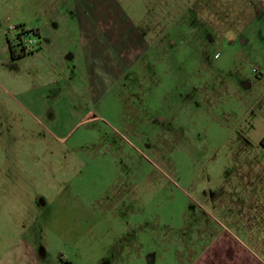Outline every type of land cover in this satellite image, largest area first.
Returning <instances> with one entry per match:
<instances>
[{
  "label": "rangeland",
  "instance_id": "obj_1",
  "mask_svg": "<svg viewBox=\"0 0 264 264\" xmlns=\"http://www.w3.org/2000/svg\"><path fill=\"white\" fill-rule=\"evenodd\" d=\"M80 1L0 0V264H264V0Z\"/></svg>",
  "mask_w": 264,
  "mask_h": 264
},
{
  "label": "crops",
  "instance_id": "obj_2",
  "mask_svg": "<svg viewBox=\"0 0 264 264\" xmlns=\"http://www.w3.org/2000/svg\"><path fill=\"white\" fill-rule=\"evenodd\" d=\"M88 1H92L93 2L92 8H90L89 4L87 3ZM78 4L81 5L83 8H87V11L85 13H83L87 17L86 20H85V27H84V29H86L87 27L88 28H91L92 26H94L95 24H97L98 31L101 32L102 35L107 36L108 37V42L110 44H112V45H115V44H113L115 41H120L122 39L123 35H121V34L112 33V32L107 33L108 29L106 31V27H105V22L106 21H105V18L104 17H102L101 19H99L98 17H96V15H99V13H101V9H100V7L98 5L99 2H97L96 0H81L80 3H78ZM90 10H92V11L95 12V16H93V17H90L89 16ZM82 18H80V19H82ZM58 20L56 21L57 25H55V27H49L50 28L49 31H45L46 28H44L42 30H39L38 33H39V35L41 34V39H43V36L46 37L45 42H48V41H52L53 40L52 39L53 36H50L51 34H53L52 33L53 31H56L57 30L56 32H58V24H60L58 22ZM79 22H80V25H81L82 22H83V20H79ZM107 24H109V22H107L106 25ZM127 39H128V46H129V48L135 50V54L133 56L131 55V53H129V54L127 53L124 56V58H123V60L125 61V63L128 65L129 63H132L133 62V59L137 56L138 50H139L138 48H142V47H139L138 46L139 43L136 40L137 38H134L133 36L127 35ZM43 46H44V39L42 40V47ZM125 58H127L129 61L128 60H125ZM75 59H76L75 53L68 52V54L66 55L65 60H64L65 65H67L71 61L74 62Z\"/></svg>",
  "mask_w": 264,
  "mask_h": 264
},
{
  "label": "trees",
  "instance_id": "obj_3",
  "mask_svg": "<svg viewBox=\"0 0 264 264\" xmlns=\"http://www.w3.org/2000/svg\"><path fill=\"white\" fill-rule=\"evenodd\" d=\"M13 55V58H17L15 54H12ZM25 55H27V51L24 49L23 52H22V55H20V58L21 57H24Z\"/></svg>",
  "mask_w": 264,
  "mask_h": 264
},
{
  "label": "built area",
  "instance_id": "obj_4",
  "mask_svg": "<svg viewBox=\"0 0 264 264\" xmlns=\"http://www.w3.org/2000/svg\"><path fill=\"white\" fill-rule=\"evenodd\" d=\"M33 44L37 45L38 44V40L37 41L35 40L34 43L32 41H30V43H28L26 46H24L26 51H27V46L28 45L32 46Z\"/></svg>",
  "mask_w": 264,
  "mask_h": 264
},
{
  "label": "flooded vegetation",
  "instance_id": "obj_5",
  "mask_svg": "<svg viewBox=\"0 0 264 264\" xmlns=\"http://www.w3.org/2000/svg\"><path fill=\"white\" fill-rule=\"evenodd\" d=\"M25 49V47H23V50ZM26 50V49H25ZM262 145H263V147H264V141L262 142Z\"/></svg>",
  "mask_w": 264,
  "mask_h": 264
}]
</instances>
